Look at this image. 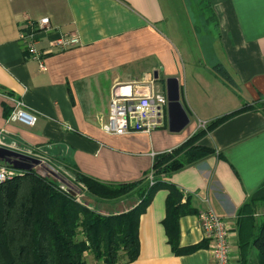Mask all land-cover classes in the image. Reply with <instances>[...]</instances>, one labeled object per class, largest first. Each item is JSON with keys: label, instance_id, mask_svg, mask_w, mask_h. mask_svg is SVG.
Masks as SVG:
<instances>
[{"label": "crops", "instance_id": "1", "mask_svg": "<svg viewBox=\"0 0 264 264\" xmlns=\"http://www.w3.org/2000/svg\"><path fill=\"white\" fill-rule=\"evenodd\" d=\"M203 3L212 26L196 17L192 0H0L5 148L35 150L100 182H131L150 170L155 155L241 109L196 141L212 150L208 155L166 178L194 209L178 219L179 246H202L172 250L163 225L168 189L161 187L139 216L138 255L124 264H210V244L197 217L209 209L230 226V264H237V211L264 181V0ZM43 16L50 29L36 43L45 52L41 69L18 32L26 17ZM62 33L78 43L60 49L54 42ZM169 77L178 78L188 117L180 129L168 128L167 106L166 125L150 132L109 134L100 128L113 85L135 83L138 92L166 94ZM15 100L37 114L33 125L7 120ZM86 199L104 213L126 211L136 202L134 195Z\"/></svg>", "mask_w": 264, "mask_h": 264}, {"label": "trees", "instance_id": "2", "mask_svg": "<svg viewBox=\"0 0 264 264\" xmlns=\"http://www.w3.org/2000/svg\"><path fill=\"white\" fill-rule=\"evenodd\" d=\"M240 110L213 120L180 146L155 155L150 170L135 181L100 182L67 166L72 179L51 168H45L49 178L37 174L34 167L21 169L0 184V264L131 262L139 251V216L154 191L161 187L168 189L163 225L172 250L180 254L198 249L202 244L179 246L178 219L194 209L187 200L181 201L182 191L166 178L208 155L212 150L196 141ZM56 177L76 195L61 188ZM128 195H134L136 202L119 213L100 212L79 200L87 197L115 200ZM259 201L264 202V181L237 211L234 227L237 264H264V215L256 218L253 211ZM86 254L93 263L86 260Z\"/></svg>", "mask_w": 264, "mask_h": 264}, {"label": "built area", "instance_id": "3", "mask_svg": "<svg viewBox=\"0 0 264 264\" xmlns=\"http://www.w3.org/2000/svg\"><path fill=\"white\" fill-rule=\"evenodd\" d=\"M49 18L43 16L37 19L26 17L19 26L18 40L22 43L27 53L39 61L41 69L44 68L40 56L45 53L36 48L40 32L49 30ZM78 43V38L68 33L59 34L54 44L60 49ZM135 83L115 84L110 91L108 113L106 120L100 128L109 134H125L129 132H150L166 125L167 96L164 92L149 90L136 91ZM37 114L27 108L24 103L15 100L13 109L7 120L18 121L26 125H33ZM0 147H3L0 144ZM17 153L28 159L38 161L37 165L45 170L51 168L58 174H63L72 179L73 175L65 167L56 166L42 153L35 150H18ZM34 166V167H35ZM21 169L0 160V184L19 174ZM148 179H152L149 174ZM202 235L210 244V264H230V226L214 213L211 209L200 211L197 215Z\"/></svg>", "mask_w": 264, "mask_h": 264}, {"label": "water", "instance_id": "4", "mask_svg": "<svg viewBox=\"0 0 264 264\" xmlns=\"http://www.w3.org/2000/svg\"><path fill=\"white\" fill-rule=\"evenodd\" d=\"M165 92L168 99V128L175 131L180 129L188 120L187 114L179 100V83L177 77H169L165 80ZM0 160L12 165L14 168L24 170H30L38 163L35 159H28L16 151L5 147H0ZM56 180L61 188L73 196L76 195V192L70 190L65 184H63V181L60 178L56 177Z\"/></svg>", "mask_w": 264, "mask_h": 264}, {"label": "rangeland", "instance_id": "5", "mask_svg": "<svg viewBox=\"0 0 264 264\" xmlns=\"http://www.w3.org/2000/svg\"><path fill=\"white\" fill-rule=\"evenodd\" d=\"M189 1H191V0H189ZM192 1H193L194 6H195V15H196V17L197 18L199 17V19L204 21L206 26H208V22L207 21H209L210 19L209 20H206V19L209 18V13H208L207 8L202 6V4H204L203 0H192ZM209 24L212 26V21H209ZM164 88L165 87L163 86V89ZM34 170L37 172V174H39V175H41L43 177L49 178L48 172L46 170H44L43 168H41L40 166H35ZM79 200L81 202L87 204L89 207L100 211L95 206H93L92 203L90 201H88L86 198H84V199L80 198ZM253 211H254V214H255L254 216L256 218H260L262 215H264V202H262V201L256 202V204H255V206L253 208ZM100 212H103V211H100ZM85 258L90 259L88 255H86Z\"/></svg>", "mask_w": 264, "mask_h": 264}]
</instances>
